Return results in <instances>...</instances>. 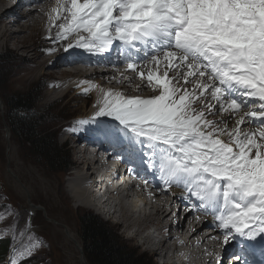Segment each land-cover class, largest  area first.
Here are the masks:
<instances>
[{
    "label": "snow or ice",
    "instance_id": "1",
    "mask_svg": "<svg viewBox=\"0 0 264 264\" xmlns=\"http://www.w3.org/2000/svg\"><path fill=\"white\" fill-rule=\"evenodd\" d=\"M48 21L46 52L71 66L122 48L137 87L152 90L100 89L94 115L71 130L111 146L145 188L182 189L224 244L243 238L234 264H257V252L264 264V0H55ZM88 84L84 94L99 88ZM39 243L14 248L6 264Z\"/></svg>",
    "mask_w": 264,
    "mask_h": 264
},
{
    "label": "bare ground",
    "instance_id": "2",
    "mask_svg": "<svg viewBox=\"0 0 264 264\" xmlns=\"http://www.w3.org/2000/svg\"><path fill=\"white\" fill-rule=\"evenodd\" d=\"M54 2L55 0H0V47H14L16 51H21L26 55V57L24 55L20 57L17 63L18 68L16 67L13 79L15 84L24 87L30 83L39 82L40 86L46 88L42 103L51 105L54 102H65L63 106L70 112H82L84 110L85 118L94 115L98 108L97 101L101 97L100 89L104 91L114 89L122 91L126 95L145 97L152 95L150 88L145 87L140 90L137 87L142 86L143 83L138 81L141 79L136 73L125 75L119 69L113 74L107 73L106 65L109 60L100 63V69L88 72V69L81 64L85 60L82 55H80L81 62L71 66L66 63L65 59H57L60 52L46 55L48 52L45 49L53 47V45L45 46L43 42L49 37L48 13L54 6ZM14 16L18 18L16 19ZM16 22L19 28L13 29ZM56 31L57 29L54 27L52 33L55 34ZM122 74L124 77L133 79L131 82L122 79ZM89 81L99 85V88H93L89 93L84 94L83 89L89 86ZM87 95L84 103H79L82 96ZM74 103L75 107H73ZM89 104L90 109L87 111L85 109ZM72 126V121L67 124L60 121L59 127L54 130L61 135L63 143L69 145V152L72 154L71 157L76 170L66 178L62 187H58V198L55 190L51 189L52 185L49 189L47 188L45 201L51 209L60 208L63 220H59V222L67 226L66 233L71 238L69 240L63 237L64 241L61 244L65 252L63 255L66 258L63 261L64 264H86L87 259H83L84 250L79 230L76 223L71 221L70 213L73 210L79 213L84 209L94 211L90 206L91 199L87 193L88 176L79 170L84 165L90 166L95 159L98 163V158L91 153L89 146H87L90 133H83L79 128L73 132ZM103 163L104 159L101 158L99 166H96L95 163V168H102ZM95 178L97 180V175ZM103 178L105 180L104 174ZM127 183L128 180H125L126 187H128ZM155 189L159 190L158 188ZM180 192L179 188H174L170 195L177 198V193ZM105 199L103 204L108 207V211L103 214L108 215V219L115 226L123 227L124 233H122L127 235L128 239H136L140 244L146 246V251L150 252L152 256H156V261L160 264H189V248L195 245L196 237L202 234V228L209 225L206 221L199 226L197 221L192 222V217L189 214L186 220L181 222L180 212L174 208L173 202L164 198L158 199V196H152L148 202L141 197L134 201L130 199L129 194L119 197L110 193L106 195ZM154 201L157 204L155 206ZM180 201L182 200L180 199ZM73 203H75V208H73ZM201 216L197 214L196 220L200 219ZM72 240L77 243V246L73 244ZM208 240L209 235L202 236L201 244L210 245L211 248L216 247V244L211 245ZM80 254L83 255L82 260H80ZM190 261L191 264H196L197 260Z\"/></svg>",
    "mask_w": 264,
    "mask_h": 264
},
{
    "label": "rangeland",
    "instance_id": "3",
    "mask_svg": "<svg viewBox=\"0 0 264 264\" xmlns=\"http://www.w3.org/2000/svg\"><path fill=\"white\" fill-rule=\"evenodd\" d=\"M14 17L16 19L18 18L16 16ZM17 28H19V26L16 22L13 29ZM16 33L19 34L18 32ZM46 41L43 42L45 46L53 45L49 38L46 39ZM5 48L0 47V69L3 70V75L0 77V199L9 201L16 208L8 218L11 219L12 216L15 215L17 218L16 220L22 226L27 225L29 219L32 218L30 222L31 227L29 229H33L34 231L30 233L27 245L20 248L24 249L31 243L36 242L37 238L39 239L40 243L38 248L34 254L31 255L32 257L29 260L31 264H64L63 261L66 260V258L64 257L65 252L61 244L64 241L63 237L69 240L71 238L66 233L67 226L59 222V220H63L60 208L51 209L46 205L45 190L47 188L49 189L52 185L51 189L55 190L54 192L57 194L58 198V187H62V183H64L66 178L76 170V166L73 163L72 154L69 152V145L63 143L61 135L55 131V128L59 127L60 121L66 124L72 121V125L74 126L76 120L80 118L86 119L88 117H84V110L82 112H70L69 109L64 108L63 105H65V102H54L51 105L42 103L46 88L40 86L39 82H33L24 87L15 84L13 79L16 69L18 68L17 63L20 57H23V55L26 57V55L21 51H16L14 47ZM29 91L33 92V97L35 98L34 111H12L9 103L10 99L18 94L27 93ZM87 97L88 95L82 96V100L79 103L83 104L84 99ZM73 107H75V103ZM89 109L90 104L86 106L85 110L88 111ZM18 116L25 117L26 120H33L37 132H45L51 137L53 136L52 138H55L60 152L70 158L71 163L68 169H53L45 163L44 159L37 154L36 149L27 143L26 135L16 124L15 120ZM66 127H68V125ZM74 205L75 203H73V208H75ZM91 215L97 217L99 221L104 224V227L110 232L114 241L128 254L135 255L140 261L144 260L147 262V260H150L151 264H160L156 261V256H152L150 252L146 251V246L140 244L136 239L130 240L127 235H123V227L120 228L115 226V224L108 219V215L97 213L91 209H84L79 213L73 210L70 213L72 218L71 221L76 223L78 227L84 250V258L83 255L80 254V260H82V257L85 260L87 259L86 264H92L88 256L87 246L89 243L84 233V221ZM5 217L7 216L5 215ZM11 223L12 222H10V224ZM19 224L17 228H19ZM9 227V225H4L3 227L7 229V234H9ZM5 242H7V240H5ZM73 244L77 246L75 241H73Z\"/></svg>",
    "mask_w": 264,
    "mask_h": 264
},
{
    "label": "trees",
    "instance_id": "4",
    "mask_svg": "<svg viewBox=\"0 0 264 264\" xmlns=\"http://www.w3.org/2000/svg\"><path fill=\"white\" fill-rule=\"evenodd\" d=\"M6 73V72H5ZM3 70L0 69V77ZM10 108L12 111L33 112L35 109V98L33 92L18 94L10 99ZM19 129L26 135L27 143L34 147L37 154L44 159L51 168L68 169L70 166L69 156L60 152L55 138L49 134L37 132L35 122L17 117L15 120ZM84 233L88 241V256L92 264H151L150 260L145 262L139 260L135 255H130L124 251L111 237L110 232L104 227V224L93 215L84 221ZM7 245H1L0 251H6ZM28 264V263H27Z\"/></svg>",
    "mask_w": 264,
    "mask_h": 264
}]
</instances>
